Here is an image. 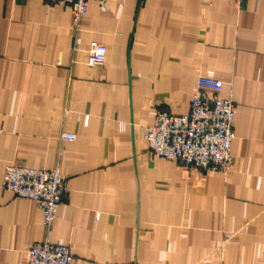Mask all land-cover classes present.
<instances>
[{"label": "crops", "instance_id": "0c3cea01", "mask_svg": "<svg viewBox=\"0 0 264 264\" xmlns=\"http://www.w3.org/2000/svg\"><path fill=\"white\" fill-rule=\"evenodd\" d=\"M207 2L93 1L76 20L0 0V264L46 240L71 264H264V0ZM202 77L235 105L226 174L153 157L143 134L160 112L187 115ZM8 167L67 177L50 231L2 188Z\"/></svg>", "mask_w": 264, "mask_h": 264}, {"label": "built area", "instance_id": "2783aa9c", "mask_svg": "<svg viewBox=\"0 0 264 264\" xmlns=\"http://www.w3.org/2000/svg\"><path fill=\"white\" fill-rule=\"evenodd\" d=\"M93 1L105 0H46L51 5L69 6L76 20L87 14ZM233 1L241 3L245 0ZM88 54L89 66H102L107 48L92 43ZM198 87L187 115L160 112L154 124L143 129L147 150L153 157L177 162L187 169L226 174L233 161L235 105L232 100L221 97L224 85L219 80L202 77ZM61 138L71 142L76 135L63 134ZM2 188L18 198L36 202L42 212L43 226L48 231L69 194L68 179L59 170L8 167ZM26 254L28 264H71L73 260L68 246L50 240L33 245Z\"/></svg>", "mask_w": 264, "mask_h": 264}, {"label": "water", "instance_id": "95a60500", "mask_svg": "<svg viewBox=\"0 0 264 264\" xmlns=\"http://www.w3.org/2000/svg\"><path fill=\"white\" fill-rule=\"evenodd\" d=\"M142 1H143V0H141V4H142Z\"/></svg>", "mask_w": 264, "mask_h": 264}]
</instances>
